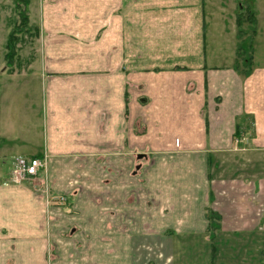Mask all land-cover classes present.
I'll list each match as a JSON object with an SVG mask.
<instances>
[{
    "label": "crops",
    "instance_id": "crops-1",
    "mask_svg": "<svg viewBox=\"0 0 264 264\" xmlns=\"http://www.w3.org/2000/svg\"><path fill=\"white\" fill-rule=\"evenodd\" d=\"M28 11L40 87L0 88V264H125L147 233L210 235V264H264V0ZM42 155L74 214L10 183L15 159Z\"/></svg>",
    "mask_w": 264,
    "mask_h": 264
},
{
    "label": "rangeland",
    "instance_id": "rangeland-1",
    "mask_svg": "<svg viewBox=\"0 0 264 264\" xmlns=\"http://www.w3.org/2000/svg\"><path fill=\"white\" fill-rule=\"evenodd\" d=\"M33 2V0H32ZM226 5V4H224ZM29 15V11H28ZM12 0H0V88L3 87H40V80L37 79V69L40 62V43L37 37L22 36L16 46V57L12 66L8 67L4 59L6 53L5 43L9 32L12 30L13 22L16 20ZM31 19H33L31 15ZM29 17V22L31 24ZM34 26V24H33ZM39 38V37H38ZM39 82H38V81ZM1 103V101H0ZM12 109L8 115L13 118L29 115L30 117H41L40 109L33 108L28 111L18 108ZM38 141H41L39 135ZM145 156H142V159ZM29 159V158H26ZM148 165V164H147ZM136 174L140 171H134ZM30 188L45 200L48 215L56 211L63 215L74 214L72 210V200L67 195L54 194L48 182V168L45 173H40L37 186L34 188L30 183ZM44 191V192H43ZM62 201H60V199ZM95 207L101 210L102 205L95 203ZM50 222V221H49ZM210 233V232H209ZM217 245H224V240L217 239ZM212 236H154L143 234L133 237L132 248L125 251V264H210L212 260V250L214 241ZM49 254H52L50 250ZM170 256V257H169ZM168 260V261H167Z\"/></svg>",
    "mask_w": 264,
    "mask_h": 264
},
{
    "label": "trees",
    "instance_id": "trees-1",
    "mask_svg": "<svg viewBox=\"0 0 264 264\" xmlns=\"http://www.w3.org/2000/svg\"><path fill=\"white\" fill-rule=\"evenodd\" d=\"M12 2L14 6V15L17 18L13 22L12 30L9 32L5 43L6 53L4 55V59L8 67L12 66L13 61L15 60L16 46L21 38H23L22 36H38L37 27L30 25L29 22L28 7L30 0H12ZM237 22L239 24L240 19L237 20ZM206 218L209 221V229H216V224L214 221L218 220V217L209 211L206 213Z\"/></svg>",
    "mask_w": 264,
    "mask_h": 264
},
{
    "label": "built area",
    "instance_id": "built-area-1",
    "mask_svg": "<svg viewBox=\"0 0 264 264\" xmlns=\"http://www.w3.org/2000/svg\"><path fill=\"white\" fill-rule=\"evenodd\" d=\"M48 168V156L38 158H17L14 160L10 171L9 181L11 184L20 185L30 183L34 188L38 185L39 174L45 173ZM44 192V191H43ZM63 198L60 199L62 201Z\"/></svg>",
    "mask_w": 264,
    "mask_h": 264
}]
</instances>
